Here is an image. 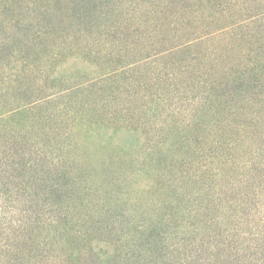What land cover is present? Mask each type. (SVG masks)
I'll use <instances>...</instances> for the list:
<instances>
[{
    "label": "trees",
    "instance_id": "trees-1",
    "mask_svg": "<svg viewBox=\"0 0 264 264\" xmlns=\"http://www.w3.org/2000/svg\"><path fill=\"white\" fill-rule=\"evenodd\" d=\"M163 1L166 6L146 10L155 24L138 25L146 38L158 39L147 41L136 60L123 58L103 81L114 73L166 79L149 69L156 57L190 56L201 48L188 63L183 56L168 63L177 75L192 66L196 73L186 91L137 88L130 95L139 101L132 116L124 115L123 103L97 110L90 104L87 114L107 116L113 122L107 127L67 117L81 111L58 106L73 88L58 87L53 68L62 52L77 48L58 41L66 34L64 20L81 21V12L102 0H0V264H264V126L258 131L264 120L257 126L264 117V0L252 8L240 2V12L254 13L263 28L257 27L249 54L230 60L219 56L220 43L210 42L244 23L235 18L211 28L197 5L204 0H181L174 9V1ZM65 11L71 14L55 21ZM215 11L216 19L220 8ZM133 28H127L130 36ZM201 87L193 103L200 108L183 116L184 109L172 107L174 97ZM238 105L247 111L233 134L220 115ZM118 121L126 125L117 127ZM83 124L85 132L76 133ZM91 125L106 127L95 144ZM193 128L196 139L186 133ZM95 145L129 166L88 169L80 150ZM95 180L102 185L94 188ZM90 233L112 251L101 254L98 243L87 240Z\"/></svg>",
    "mask_w": 264,
    "mask_h": 264
},
{
    "label": "rangeland",
    "instance_id": "rangeland-1",
    "mask_svg": "<svg viewBox=\"0 0 264 264\" xmlns=\"http://www.w3.org/2000/svg\"><path fill=\"white\" fill-rule=\"evenodd\" d=\"M180 1L181 0H172L173 4L169 5V9H174L176 5L181 4ZM241 1L250 8H252V5H255V0H253V2L248 0L247 3L246 0H223V2H208V0H204L203 4L197 2V5L201 6L202 9H205L206 16H204V18L206 19V22L209 23V25L212 24L211 28L232 25V21L235 18L239 22L236 23H244V27L235 26L233 28L220 31L210 42L211 44L220 43V50L218 53L219 56H223L225 59L229 60L235 55L241 54V56H246L249 54L252 51L251 48L253 46L256 47L257 44V27L259 28L258 30L263 28L259 22H254V13L240 12L242 7L240 3ZM188 2L189 1H187V3ZM191 3L192 1H190L187 5H190L191 8H200L199 6L192 7ZM165 4L166 3L163 0H102L101 4L95 5L96 7H94V4H91L89 5L90 8L88 10L86 9V11L81 12L83 19L77 22L72 19L69 21L66 19L64 20V16L66 14H71L70 12L65 11L58 13V17L55 21L59 22L60 20H64L67 25V30L65 31L66 34L60 35L58 41L68 44L71 42L73 46L76 44L75 46L80 48H69L62 52L60 54L59 60L55 62V66H53V68L55 67L57 69V78L60 79V81L56 83L58 84L57 86L60 88H73L71 89L70 94L65 93L66 95L64 97L57 100L58 106H60V108H67L69 110L73 109L76 111H81L78 116L75 113H71V115L67 117H73L71 120H74L81 116L87 118L84 120L86 123L91 121L94 124L106 125L108 127L113 125V122L108 120L109 118L107 116H103L101 113L94 111L93 113L87 114L89 112L88 108L94 106H90V104H95L94 110H97L105 104L109 106H115L117 103H123L124 107L127 109V112H125L124 115L127 117L133 115L132 107H134L136 104L139 105V103H137L139 102L138 100L130 97V95L137 88H145L152 90L153 92L160 88L163 89L161 90L162 92H172L180 88L185 90V85L190 83L188 81L190 80L188 77L192 74L194 76L196 70H193L192 72L193 66L190 69L187 67L186 72L181 76L173 73L174 71L172 65L168 66V63H170L172 59H176L177 56V58L183 56L188 63L190 58L193 57V54H198V51L201 52V48H199V50L196 49V51H194L190 56L188 53H186L173 56V58L165 56L164 59H159L156 57V62H152L149 66V69L156 71L155 73L158 71L165 72L166 79H164L162 76L148 75V80H146L144 75H133L126 73L121 76L113 72L114 74L111 75L112 77L110 80L103 81L105 75H107L109 72L112 73L113 69L118 68L116 65L119 62H124L122 61L123 58L132 57L133 59L129 60V62L136 60V58L140 57L146 52L142 49L148 44V42H155L158 39V37L155 36H148V38H146L144 27L140 28L138 25L140 24L141 26H146L145 23L147 22L155 24L156 22H154V15L146 10L150 8L158 9L166 6ZM255 6L257 7V5ZM114 7L116 8L115 10ZM217 7L220 8V12L218 13V17L215 19L212 14L216 12L215 10H217ZM231 16H234V18L231 19ZM130 24L134 26L133 31H136V33H131V36L129 35L127 29ZM116 30L118 33H116ZM118 34L121 35L120 37L122 39H119L120 37ZM261 39L262 37L260 36V40ZM121 40L123 41L121 42ZM210 43L209 41L206 42L203 45V48L208 47V44ZM77 52L82 54L80 55ZM173 67L176 69L175 65H173ZM203 67H205L204 64L196 66V68L200 69L201 71L204 70ZM131 76L138 78V81L135 83V80H133ZM201 91L202 87L197 91L181 94L180 96L174 97L170 103L172 107H177V110H180L181 108L184 109V111L181 110L178 113L186 116L188 114V110L191 107H196L193 105V103L196 99V96L198 98L200 97L202 94ZM260 108L261 105H257L255 110ZM246 111L247 108L243 105H238L232 108L227 107V109H225L220 116L223 119L228 118L230 120L232 124V128L230 130L233 134H235L238 132V128H240L242 123L245 122L243 116ZM200 112H202V109H200L198 113L199 117H201ZM213 112V116H207V121L215 116V113ZM263 120L264 117H262V119H257V122L260 123L257 124L258 127L261 125ZM78 121H81V119H78ZM118 122L120 123H116L117 127L126 125L124 122ZM91 126H96V132L93 133L95 144L96 142H99L98 140L100 138H102V133L106 131L104 130L106 127H99V125ZM263 126L264 125H262L258 131L261 132ZM86 127L87 125L83 124V126L76 129V133H84ZM198 127H200V124H198ZM253 130L256 132V128ZM173 131L176 133L177 127ZM255 132L253 134H255ZM186 133L196 139L198 131L196 128H193L191 130H187ZM201 135H203V132L200 133V136ZM95 146L97 149H86L85 147H81L80 150L82 153L87 154L85 160L87 162L86 164L88 169L105 172L108 170L110 165L129 166V161L122 159V157H120L117 152L114 153L110 151V149L103 152L98 151V146ZM92 184L94 188H96L101 186L102 182L100 180L99 182L95 180L92 182ZM99 236L102 238L101 235H94L90 233L87 236V240L89 242L91 241L93 244L98 243V249L101 250V254H104L108 250L112 251L110 245L107 246L105 242H99L98 240H95V237ZM104 258L106 261H109L107 255Z\"/></svg>",
    "mask_w": 264,
    "mask_h": 264
}]
</instances>
